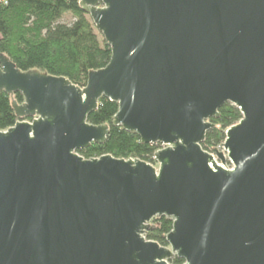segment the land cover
Instances as JSON below:
<instances>
[{
  "label": "water",
  "instance_id": "obj_1",
  "mask_svg": "<svg viewBox=\"0 0 264 264\" xmlns=\"http://www.w3.org/2000/svg\"><path fill=\"white\" fill-rule=\"evenodd\" d=\"M79 2L112 50L86 87L0 53L31 119L0 131V264H264V0ZM103 98L156 165L81 156L109 136ZM226 104L243 118L212 154ZM162 217L168 246L147 239Z\"/></svg>",
  "mask_w": 264,
  "mask_h": 264
},
{
  "label": "trees",
  "instance_id": "obj_2",
  "mask_svg": "<svg viewBox=\"0 0 264 264\" xmlns=\"http://www.w3.org/2000/svg\"><path fill=\"white\" fill-rule=\"evenodd\" d=\"M0 53L11 59L23 71H40L65 77L73 84L86 87L91 72L105 68L112 58V50L97 30L91 17L83 10L79 0H6L0 3ZM24 103L22 94L11 96L0 92V131L14 127L21 119L13 102ZM119 104L106 98L90 115L89 123L108 125L110 133L106 143L92 144L80 152L86 159L112 155L120 159H141L155 164V154L161 144H143L137 134H131L114 125ZM220 116L212 122L215 128L208 132L203 148L214 152L226 140L227 131L238 124L243 115L232 104L220 109ZM154 229L147 239L168 246L167 236L173 222L166 217L153 221ZM176 258L173 264H183Z\"/></svg>",
  "mask_w": 264,
  "mask_h": 264
},
{
  "label": "built area",
  "instance_id": "obj_3",
  "mask_svg": "<svg viewBox=\"0 0 264 264\" xmlns=\"http://www.w3.org/2000/svg\"><path fill=\"white\" fill-rule=\"evenodd\" d=\"M0 3H6V0H0ZM221 147H219L218 149H220ZM212 154H214V152H212ZM154 160H155V156H154ZM222 166H224L225 168H229L232 169L233 165L227 161V163L225 165H223L222 163H220Z\"/></svg>",
  "mask_w": 264,
  "mask_h": 264
},
{
  "label": "rangeland",
  "instance_id": "obj_4",
  "mask_svg": "<svg viewBox=\"0 0 264 264\" xmlns=\"http://www.w3.org/2000/svg\"><path fill=\"white\" fill-rule=\"evenodd\" d=\"M223 144H224V143H223ZM223 144H222V145H223Z\"/></svg>",
  "mask_w": 264,
  "mask_h": 264
}]
</instances>
